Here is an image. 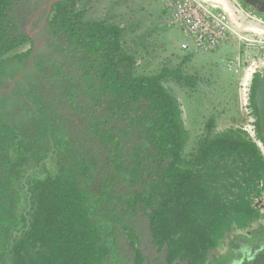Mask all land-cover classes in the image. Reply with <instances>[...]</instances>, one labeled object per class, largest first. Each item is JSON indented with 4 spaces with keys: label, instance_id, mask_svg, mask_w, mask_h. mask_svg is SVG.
<instances>
[{
    "label": "trees",
    "instance_id": "obj_1",
    "mask_svg": "<svg viewBox=\"0 0 264 264\" xmlns=\"http://www.w3.org/2000/svg\"><path fill=\"white\" fill-rule=\"evenodd\" d=\"M76 3L52 5L30 68V9L0 0V264H149L140 221L163 264H206L263 218L264 155L210 120L184 158L182 110L162 83L177 72L137 75L123 30Z\"/></svg>",
    "mask_w": 264,
    "mask_h": 264
},
{
    "label": "rangeland",
    "instance_id": "obj_2",
    "mask_svg": "<svg viewBox=\"0 0 264 264\" xmlns=\"http://www.w3.org/2000/svg\"><path fill=\"white\" fill-rule=\"evenodd\" d=\"M38 1L24 0V6L32 11ZM164 4V0H77L76 10L84 12L86 20L113 24L123 30L122 49L135 58L137 75L158 74L162 70L177 72L174 77L163 79L162 83L179 101L188 133L182 156L188 158L198 140L206 134L210 120L212 134L231 127L238 128L242 123L236 99V77L224 66L228 58L235 56L236 50L225 44L216 52L195 56L182 51L179 48L180 33L169 24ZM28 15L24 18L25 21ZM25 31L37 39L40 45L41 42L45 44L46 36L38 35V21ZM28 48L29 44H24L8 56ZM177 76L182 77L180 82L177 81ZM261 151L264 155L263 147ZM256 204L264 212V193ZM142 226L144 225L140 221L138 228L142 251L152 264H160L162 255L150 245ZM239 233L241 232L228 233L223 245L212 254L225 252L226 244L230 239L235 240Z\"/></svg>",
    "mask_w": 264,
    "mask_h": 264
},
{
    "label": "built area",
    "instance_id": "obj_3",
    "mask_svg": "<svg viewBox=\"0 0 264 264\" xmlns=\"http://www.w3.org/2000/svg\"><path fill=\"white\" fill-rule=\"evenodd\" d=\"M169 24L180 33L179 48L199 55L223 45L236 50L224 66L236 77V99L242 123L238 127L261 149L257 116L251 103L255 79L264 72V15L240 0H164Z\"/></svg>",
    "mask_w": 264,
    "mask_h": 264
},
{
    "label": "flooded vegetation",
    "instance_id": "obj_4",
    "mask_svg": "<svg viewBox=\"0 0 264 264\" xmlns=\"http://www.w3.org/2000/svg\"><path fill=\"white\" fill-rule=\"evenodd\" d=\"M52 1L53 0H39L36 4H34V10L30 11L27 18V24L24 26V28L30 29L35 21H38V29L42 24L44 26V19ZM28 37L31 39L34 38L30 35ZM256 206L263 213V218L252 223L246 229L235 230L241 233L236 235L235 240L230 239V241L226 244V251L220 252L218 255L211 254L206 264H249L251 259L256 254L264 251V212L258 204H256ZM255 223L256 226H253ZM224 242L225 241L223 240L221 245H223ZM235 248L237 249L235 250ZM235 253L238 255H235ZM248 255H250V257L247 258ZM144 256L146 257L145 254ZM146 262L152 264V262L149 260V257H146ZM160 264H163L162 259L160 260ZM174 264L180 263L176 262Z\"/></svg>",
    "mask_w": 264,
    "mask_h": 264
},
{
    "label": "water",
    "instance_id": "obj_5",
    "mask_svg": "<svg viewBox=\"0 0 264 264\" xmlns=\"http://www.w3.org/2000/svg\"><path fill=\"white\" fill-rule=\"evenodd\" d=\"M58 0H53L51 4L49 5L47 15L44 19L48 18V16L51 14V8L52 5L57 2ZM244 4L251 7L253 10H255L257 13L264 15V0H241ZM43 24L38 29V33L41 31ZM29 36V35H28ZM34 45L31 51V54L29 56V65L30 68L33 66V58L36 53L37 48L39 47V41L35 38H32ZM21 74H19L16 79H19ZM14 80L11 81V84H13ZM10 89L6 90V92H9ZM253 100L254 104L258 113V124H259V136L261 138L262 143L264 144V72L256 79L255 82V88L253 93ZM249 264H264V251H261L260 253L256 254L250 261Z\"/></svg>",
    "mask_w": 264,
    "mask_h": 264
}]
</instances>
